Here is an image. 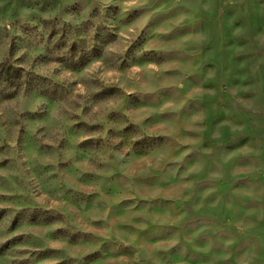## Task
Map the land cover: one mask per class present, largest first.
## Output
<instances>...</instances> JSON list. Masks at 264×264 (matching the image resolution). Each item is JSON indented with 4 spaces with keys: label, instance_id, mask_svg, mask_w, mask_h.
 <instances>
[{
    "label": "clouds",
    "instance_id": "obj_1",
    "mask_svg": "<svg viewBox=\"0 0 264 264\" xmlns=\"http://www.w3.org/2000/svg\"><path fill=\"white\" fill-rule=\"evenodd\" d=\"M0 264H264V0H0Z\"/></svg>",
    "mask_w": 264,
    "mask_h": 264
}]
</instances>
